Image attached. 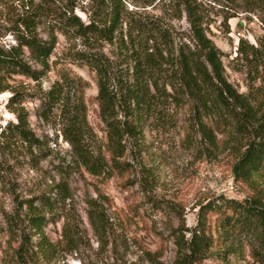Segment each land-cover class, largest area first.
I'll use <instances>...</instances> for the list:
<instances>
[{"label": "trees", "instance_id": "1", "mask_svg": "<svg viewBox=\"0 0 264 264\" xmlns=\"http://www.w3.org/2000/svg\"><path fill=\"white\" fill-rule=\"evenodd\" d=\"M5 1L0 0V4ZM20 1L22 12L4 30V35H12L15 43L6 49L0 47V94L11 92L8 108L16 122L9 121L4 127L0 124V137L39 147L42 143L31 131L22 107L25 97L7 79L21 76L42 81L50 70L49 59L57 40L52 32H48L47 39L38 35L46 8L32 0ZM228 1L233 5L232 13L224 19L228 32V20L239 11L247 15L258 11L264 30V0ZM90 2L86 21L70 10L65 24L60 23L56 29L67 38L71 34L80 39L87 47L76 55L95 78L96 116L104 140L97 137L88 120L83 92L89 85L79 82L80 78L59 72V78L43 93L36 117L45 121L51 115L55 118L61 137L71 147V163L76 171L110 179L112 174L122 175L132 169L125 160L128 145L141 146L143 131L152 117L163 116L171 108L183 109L189 134L200 137V152L207 157L220 149L230 154L234 178L251 185L254 193L242 200L213 196L196 212L193 228L185 226L180 213L172 264H203L209 257L226 264L230 256L240 255L244 246L251 257L264 264V195L256 187L257 178L264 174V95L251 100L226 80L223 52L208 36L202 0H172L176 18L183 14L186 18L187 33L175 31L158 18L128 11L125 0ZM3 36L0 34V38ZM102 43L116 49L121 64L117 70L110 57L99 50ZM236 51L248 60L260 58L264 62V37L257 44L239 38ZM25 52L38 68L24 60ZM67 185L65 181L56 184L53 196L42 198L39 206L32 201L24 203L27 224L36 234V242L31 245L24 221L4 215L6 232L19 242L12 254L16 264H35L36 256L51 259L59 247L67 255L78 250L77 226L67 218L59 242L49 241L43 230L49 221L45 216L70 200ZM95 190L96 198L85 202L87 220L96 240L104 246L110 225L105 209L108 199ZM210 217L217 221L214 235L207 224Z\"/></svg>", "mask_w": 264, "mask_h": 264}, {"label": "rangeland", "instance_id": "2", "mask_svg": "<svg viewBox=\"0 0 264 264\" xmlns=\"http://www.w3.org/2000/svg\"><path fill=\"white\" fill-rule=\"evenodd\" d=\"M46 8V17L37 32L47 39L48 32L56 36V45L49 59L50 70L40 82L21 76H11L8 83L25 97L22 107L35 137L42 145L30 147L4 135L0 137V264H16L13 249L18 239L10 238L3 222L4 215L24 221L23 229L30 241L36 242L35 231L26 221L27 206H39L42 198L52 197L56 184L65 181L70 200L51 215L43 228L47 239L57 243L62 225L67 218L76 224L79 248L72 255L59 247L51 259L36 256L35 264H172L175 261L176 236L181 213L185 226H196V212L201 205L216 195L245 199L254 193L251 185L235 179L232 174L233 157L220 149L207 157L198 149L199 135L191 136L183 109L171 108L163 116L152 117L143 131V142L136 147L128 145L125 160L132 169L122 175L112 174L110 179L90 177L84 171H76L71 163V147L61 137L59 126L51 115L48 121L36 117L38 106L59 72L87 82L83 96L88 120L97 137L104 140V133L97 120L96 83L93 73L77 59V53L87 50L80 39L68 34L65 37L56 29L65 24L70 10L86 21L91 9L90 0H32ZM200 1V0H198ZM172 0H125L126 9L139 15L160 19L166 26L179 33H187L189 25L183 14L176 18ZM22 1L7 0L0 4V34L11 25L14 17L22 12ZM228 0H202L204 24L208 36L223 52L222 64L226 80L251 100L264 95V62L260 58L248 60L237 53L238 32L245 35L250 44H257L264 37L259 12L250 15L238 12L228 20L229 32L224 19L232 13ZM138 15V16H139ZM244 26H238V22ZM14 38L6 34L0 38L4 49L14 45ZM99 50L110 57L114 70L120 59L111 45L100 44ZM24 60L38 68L28 52ZM84 84V83H83ZM11 92L0 94V124L4 127L16 118L8 108ZM256 187L264 195V174L256 180ZM108 199L105 206L110 219L107 244L101 245L87 220V200L96 198V190ZM21 204L24 206L21 207ZM216 220L208 218L209 231L214 235ZM26 241V240H24ZM242 253L230 256L226 264H263L251 257L247 246ZM203 264H223L216 257H209Z\"/></svg>", "mask_w": 264, "mask_h": 264}, {"label": "built area", "instance_id": "3", "mask_svg": "<svg viewBox=\"0 0 264 264\" xmlns=\"http://www.w3.org/2000/svg\"><path fill=\"white\" fill-rule=\"evenodd\" d=\"M237 37H238V40H239V38H244L245 39V35L244 34H241L240 32H238Z\"/></svg>", "mask_w": 264, "mask_h": 264}, {"label": "water", "instance_id": "4", "mask_svg": "<svg viewBox=\"0 0 264 264\" xmlns=\"http://www.w3.org/2000/svg\"><path fill=\"white\" fill-rule=\"evenodd\" d=\"M238 25H239L240 27H242V26H244V23L241 22V21H239V22H238Z\"/></svg>", "mask_w": 264, "mask_h": 264}]
</instances>
